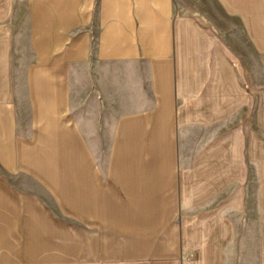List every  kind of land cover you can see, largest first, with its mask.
<instances>
[{"label": "crops", "instance_id": "crops-1", "mask_svg": "<svg viewBox=\"0 0 264 264\" xmlns=\"http://www.w3.org/2000/svg\"><path fill=\"white\" fill-rule=\"evenodd\" d=\"M207 2L0 0V241L264 264L261 0H239L236 144Z\"/></svg>", "mask_w": 264, "mask_h": 264}, {"label": "rangeland", "instance_id": "rangeland-1", "mask_svg": "<svg viewBox=\"0 0 264 264\" xmlns=\"http://www.w3.org/2000/svg\"><path fill=\"white\" fill-rule=\"evenodd\" d=\"M192 0H182L183 11L190 13ZM208 0L209 9L214 15V40L216 54V78L224 76L230 81V108H231V143H237V126L239 114V51L240 46L249 44V36L239 15V0ZM259 10V27L261 29L263 57L262 80L264 86V0H261ZM212 6V8H211ZM225 51V59L217 58V53ZM229 51V52H228ZM229 54V56H228ZM229 66L226 69V66ZM224 66V72H223ZM228 75V77H227ZM226 90V89H225ZM206 141V138H204ZM264 140V138H263ZM264 154V152H263ZM263 190H264V155H263ZM48 234L30 233V226L24 225L22 247L10 248L9 242L0 241V264H78L77 249L52 247L56 243L46 239ZM43 237L44 240L39 239ZM7 248H2L3 244ZM67 261L66 263H60ZM12 262V263H11Z\"/></svg>", "mask_w": 264, "mask_h": 264}]
</instances>
